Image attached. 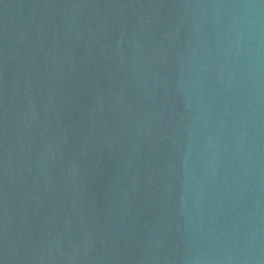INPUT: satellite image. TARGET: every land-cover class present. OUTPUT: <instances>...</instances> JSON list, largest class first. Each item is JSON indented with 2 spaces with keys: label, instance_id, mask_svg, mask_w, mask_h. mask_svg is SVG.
Masks as SVG:
<instances>
[{
  "label": "water",
  "instance_id": "95a60500",
  "mask_svg": "<svg viewBox=\"0 0 264 264\" xmlns=\"http://www.w3.org/2000/svg\"><path fill=\"white\" fill-rule=\"evenodd\" d=\"M0 264H264V0H0Z\"/></svg>",
  "mask_w": 264,
  "mask_h": 264
}]
</instances>
